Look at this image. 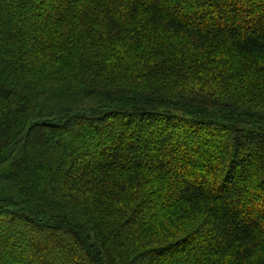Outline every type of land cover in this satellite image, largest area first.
I'll use <instances>...</instances> for the list:
<instances>
[{
  "label": "trees",
  "instance_id": "trees-1",
  "mask_svg": "<svg viewBox=\"0 0 264 264\" xmlns=\"http://www.w3.org/2000/svg\"><path fill=\"white\" fill-rule=\"evenodd\" d=\"M0 264H264V0H0Z\"/></svg>",
  "mask_w": 264,
  "mask_h": 264
}]
</instances>
